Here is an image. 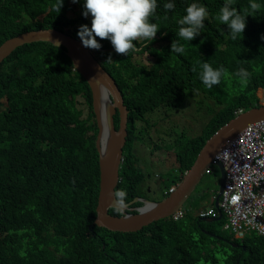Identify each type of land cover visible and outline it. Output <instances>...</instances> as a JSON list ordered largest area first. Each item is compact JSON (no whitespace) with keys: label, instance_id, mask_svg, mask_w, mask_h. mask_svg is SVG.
<instances>
[{"label":"trees","instance_id":"obj_1","mask_svg":"<svg viewBox=\"0 0 264 264\" xmlns=\"http://www.w3.org/2000/svg\"><path fill=\"white\" fill-rule=\"evenodd\" d=\"M58 2L0 0V46L33 29L53 27L78 37L81 25L91 27V18L82 15L84 0H79L81 13L75 17L68 15L75 7L71 0H64L59 13L54 10ZM168 2L175 4L173 10L164 9ZM193 2L204 5L208 16L200 34L187 42L176 33ZM250 2L260 8L246 17V28L236 40L215 18L224 0H157L152 22L160 30L153 41H134L141 49L127 56L97 37L102 47L94 53L117 80L130 111L117 189L126 191V203L140 195L136 186L143 177L135 165L134 136L138 130L148 131L161 115L166 117L188 92L211 97L217 106L200 134H180L169 145L177 163L169 169L171 185L182 180L207 139L240 109L264 105V0H234L233 7L243 14ZM175 39L186 45L183 54L171 53ZM138 53H148L154 61L140 64ZM203 61L214 68L222 65L229 76L207 88L199 78ZM240 68L250 73L246 86L235 75ZM80 97L88 107L87 117ZM119 122L117 113L116 128ZM98 130L92 89L65 47L28 43L0 65V264H264L263 235L251 232L237 238L224 228L226 215L205 221L192 204L182 218L161 219L137 232L97 225ZM213 167L207 174H216ZM218 191L211 194L213 206ZM192 196V203L210 197L207 189Z\"/></svg>","mask_w":264,"mask_h":264},{"label":"water","instance_id":"obj_2","mask_svg":"<svg viewBox=\"0 0 264 264\" xmlns=\"http://www.w3.org/2000/svg\"><path fill=\"white\" fill-rule=\"evenodd\" d=\"M41 41L54 45L59 41L58 47L66 48L75 68L85 77L92 89L94 112L99 128L96 145L101 169L96 224L112 231L137 232L155 221L169 218L184 207L205 174L211 172L212 166H217L221 172L220 187L215 200L219 216L207 218L206 221L222 219L220 198L227 178L225 166L217 155L237 134L264 119V105L239 113L207 139L192 167L168 197L139 208L137 213H126L125 209L124 215H112L110 209L115 206L114 197L110 196V193L116 190L120 182L124 148L129 133V108L125 103L124 94L117 80L104 68L91 49L84 47L79 38L56 28L34 29L7 39L0 46V65L19 46ZM105 93L107 99H104ZM117 113L120 118L119 128H116L115 124ZM137 200L138 198L134 202Z\"/></svg>","mask_w":264,"mask_h":264},{"label":"clouds","instance_id":"obj_3","mask_svg":"<svg viewBox=\"0 0 264 264\" xmlns=\"http://www.w3.org/2000/svg\"><path fill=\"white\" fill-rule=\"evenodd\" d=\"M63 2L64 0H59V2L56 5H54V10L57 11L58 13L60 12L63 6ZM71 2L78 3L79 0H71ZM233 3L234 0H224V4L219 9V12L215 18L217 21H219L220 24L227 26L231 38L233 40H236L238 37L242 36L246 28V17L251 16V13L258 10L260 8V5L255 2H250L249 4L250 11L249 9H245L242 14L240 11H238L237 8L233 7ZM157 6H158L157 0H84V4H83L84 10L82 15L85 18L89 17V15L91 16V27L89 28L88 25H81L77 32L78 37L76 36L75 37L80 39L84 47L89 48L91 50L92 49L99 50L102 47V45L98 42L97 37L100 38V40L107 39L111 42V45L117 54L127 56L129 52H135L138 50L136 45L133 43L134 41L141 39L153 41L154 38L156 37V34L160 30V27L157 23L152 22V18L156 13ZM163 7L166 11H170L175 8V4L168 2L165 3ZM185 12L186 14L183 15V17L178 22L180 27L178 29V32L176 33V36H178L181 40L190 42L197 35L200 34V30L204 27L205 18L208 16V11L204 5L193 2L188 4V6L185 9ZM56 46L58 48L59 41L56 42ZM185 48L186 45L180 44L179 40L177 39H175L171 43V53L183 54L185 52ZM109 60H111V57H109L108 61ZM199 67H200L199 78L202 81V83L209 89H211L214 85H218L221 82L222 78L229 76V73L222 65L219 68H214L210 63L203 61L200 62ZM192 71L197 72V67L193 66ZM235 75L239 77L240 83L242 85L246 86L248 84L250 73L246 69L240 68L235 73ZM107 98H108L107 93H105L104 99ZM243 111H245V109H240L237 115ZM128 126H129V120H128ZM233 139H231L230 141H232ZM127 141H128V137H127ZM227 144H225V146ZM220 152L218 153V155L220 154ZM124 161H125V148H124L123 163ZM137 168H141V167L137 166ZM121 170H122V166H121ZM141 170L143 172V177L136 186L140 191V195L134 198V200L138 198L136 202L132 200L128 203H126V196H127L126 191L123 189L117 190L120 182L122 181L121 171H120V182L116 190L113 193H110V196L114 197V206H115V208L110 209L111 214H112L111 212L112 209H115L117 213L120 214L116 216L124 215L125 209H126V213H137V210L139 208L144 207L148 204H153L154 202L160 201L168 197L172 192L175 191L178 183L182 181L181 180L177 183L173 182V184L170 185L169 188H166L163 187L162 185L165 179L160 176L159 172H157L158 171L157 169L152 170L148 168L146 169L141 168ZM226 178H227V173H226ZM170 180L171 179L169 176V181ZM151 197H153V199H151ZM138 203L140 204L136 205ZM211 206L213 205L210 204L208 207L202 208L201 210L199 209L197 211L198 215L205 221L207 218L219 216V211L215 206L213 207H215V209L217 210V214H218L217 216H210L206 218L201 216L200 214L201 211L206 210ZM184 209H185V205L183 208H181L176 213H174L173 216L171 217L175 219V215L180 211L183 212L182 215L183 217L185 215ZM223 215H225L224 212Z\"/></svg>","mask_w":264,"mask_h":264},{"label":"built area","instance_id":"obj_4","mask_svg":"<svg viewBox=\"0 0 264 264\" xmlns=\"http://www.w3.org/2000/svg\"><path fill=\"white\" fill-rule=\"evenodd\" d=\"M218 157L227 173L220 199L227 217L225 229H231L238 238L251 232L264 235V120L238 134ZM200 214L205 218L218 215L213 206ZM182 215L178 212L175 219Z\"/></svg>","mask_w":264,"mask_h":264},{"label":"rangeland","instance_id":"obj_5","mask_svg":"<svg viewBox=\"0 0 264 264\" xmlns=\"http://www.w3.org/2000/svg\"><path fill=\"white\" fill-rule=\"evenodd\" d=\"M75 6L73 10H71L68 15L71 17H75L77 14L81 13V8L79 6V3H73ZM91 18V16L89 15ZM138 50L141 49V47H137ZM96 50H93V52ZM136 60L140 64L149 65L151 64L152 60L148 53L136 54ZM203 101V102H202ZM202 102V103H201ZM79 104L80 108L84 109V117L88 116V107L85 105L84 99L79 98ZM217 105L215 104V101L211 97H206L202 93H187L186 98L181 102L180 106L173 107L169 110V112L165 115H161L159 118L160 123L156 126H147L146 130L149 131L150 134L153 135L152 137V146H155L156 143H160L161 145L166 144L167 140L169 139V136L173 135V138L175 139L180 135L181 133L183 135H186L188 137H194L197 134L201 133L202 129L206 124L208 123L210 117L215 113V107ZM145 131V130H144ZM140 137L139 140L142 142L148 141L147 144L150 143V140H148L146 137L147 135L144 134H138ZM138 139V138H137ZM155 153V152H154ZM173 153V152H172ZM165 154L162 150H159L156 154H158L163 159H169L170 162L166 165V168L162 165H156L153 164L152 167L154 169H159L157 172L164 173V181L162 183L163 187L169 188V173L168 169H172L175 166H177L176 160H175V154ZM143 156V154H141ZM144 159V158H142ZM217 167V166H214ZM213 167V168H214ZM216 174H205L200 184L197 186L196 190L194 191V195L198 193L201 189H207L209 198H206L201 201H197L196 203H192V198L189 199L186 202L185 208L192 204L193 209L197 213V211L202 208L208 207L210 204L213 203V199L211 197L214 196V193L219 190L220 187V181H221V172L220 169L216 170ZM172 176V174H171ZM168 177V178H167ZM162 187V188H163ZM213 194V196L211 195ZM193 195V196H194ZM192 196V197H193ZM215 198V197H214ZM153 199V197H151ZM227 233H231L229 230H226Z\"/></svg>","mask_w":264,"mask_h":264},{"label":"flooded vegetation","instance_id":"obj_6","mask_svg":"<svg viewBox=\"0 0 264 264\" xmlns=\"http://www.w3.org/2000/svg\"><path fill=\"white\" fill-rule=\"evenodd\" d=\"M178 106H180V105H177V107ZM174 107H176V106H174ZM159 123H160L159 118H157L156 123H153V126H156ZM137 132L140 135L142 134L139 130ZM145 134L147 135L146 138L148 140H150L149 144H147L148 141L142 142L141 140H139L140 137L138 135L134 136V140L132 142L135 165L140 166L141 168H144V169L148 168V169L153 170L154 169V167H152L153 164H156V165L162 164L165 167V169H167L166 165L168 164V162H170V160L169 159L165 160V159L161 158L156 153L159 150H162L167 155H168V153L171 154V151H173L174 149H172V148L170 149L169 145L172 144L177 137L174 139L173 135H171V136H169V139L167 140L166 144L161 145L160 143L157 142L155 146H152L151 144L153 142L152 141L153 135L150 134L149 131H146ZM158 145H161V147L157 148ZM141 154H143V156ZM142 158H144V159H142ZM157 170H159V169H157ZM168 171H169V169H168ZM159 174L162 178H164L165 172L159 173ZM154 181H155V179H154Z\"/></svg>","mask_w":264,"mask_h":264}]
</instances>
